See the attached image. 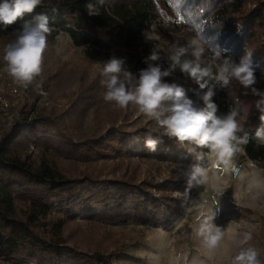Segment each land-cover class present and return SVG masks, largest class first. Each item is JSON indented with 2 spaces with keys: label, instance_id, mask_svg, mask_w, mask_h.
<instances>
[{
  "label": "rangeland",
  "instance_id": "374dc122",
  "mask_svg": "<svg viewBox=\"0 0 264 264\" xmlns=\"http://www.w3.org/2000/svg\"><path fill=\"white\" fill-rule=\"evenodd\" d=\"M256 1L249 0L245 7L252 10ZM15 34L0 32V67H4V48ZM140 36L159 52L165 65L170 64L168 56L174 44L196 42L204 47L201 64L211 66L213 72L219 68L213 58L220 56L217 51L209 53L182 19L171 24L160 16ZM103 65L99 50L75 46L70 36L62 33L56 43L48 42L42 71L13 108V120L0 112V140L19 120L45 116L64 129L60 131L68 133L73 143L92 147L76 149L77 154L66 153L56 148L57 140L49 145L38 144L27 136L30 129L20 128L9 151L12 157L32 160L35 165L43 162L65 176L91 175L117 185L111 189L118 198L94 203L82 214L77 212L78 207H70L69 216L63 218L66 245L93 258L96 264H231L239 251V239L251 233L252 239L244 247H254L264 260V162L248 157L243 145V151L235 153L227 164L214 155L196 159L205 167L207 178L203 184L193 181L189 185L185 173L192 164L152 154L142 145L139 151L120 148V137L124 135L142 136L145 130L162 135V130L134 105L120 109L104 101ZM181 75L177 69L170 83L179 85L184 81ZM215 92L217 114H225L223 94L219 87ZM199 97L191 99L203 106ZM170 139L183 152L190 153L188 149L195 148ZM22 206L19 201L17 208ZM59 209L61 215L58 211L57 216H62L64 211ZM212 215L224 238L215 250L209 251L197 233L204 219ZM26 253L22 251L21 255ZM23 256L17 260L0 257V264H35ZM47 261L85 264L77 257L61 258L57 263L48 256Z\"/></svg>",
  "mask_w": 264,
  "mask_h": 264
},
{
  "label": "trees",
  "instance_id": "16d2710c",
  "mask_svg": "<svg viewBox=\"0 0 264 264\" xmlns=\"http://www.w3.org/2000/svg\"><path fill=\"white\" fill-rule=\"evenodd\" d=\"M248 1L103 0L100 3L99 0H43L42 6L33 13L25 14L6 29L0 26V32H16L26 22L33 21L36 15L43 13L48 15L52 28L48 42L56 43L61 34L66 33L75 46L99 50L104 62L112 56L125 58L128 70L138 75L140 70L147 67L144 59L154 49L149 42L141 39L142 30L160 16L171 24L183 17L182 20L195 32L209 53H221L219 57L213 56L217 66L222 65L225 59L238 63L246 52H253L257 77L255 87L264 90V0H257L252 10L245 7ZM3 2L0 0V4ZM89 3L99 9L98 16L88 14L86 5ZM52 9L58 11L54 13ZM153 63L160 64L162 69L169 66L161 59ZM216 70L217 67L214 74ZM181 76L184 81L179 85L186 90L190 99L208 90H200L191 78L184 74ZM163 79L170 83V76ZM209 87L215 91L219 85L213 80L209 82ZM220 90L225 114L237 101L240 102L241 111L237 119L244 123V130L250 136V142L243 145L247 156L254 161L264 162V146L259 145L254 138L261 125L260 113L254 106L258 97L244 95V89L236 80H232L228 88ZM20 128L30 129L31 133L26 135L34 138L38 144L49 145L57 140L56 148L66 153L77 154L76 149L86 150L85 147L89 146L88 143H73L68 133L62 132L64 129L45 116L19 120L0 140V257L17 260L23 256L21 252L26 251L23 257L35 264H53L47 261L48 256H52L57 263L61 258L77 257L85 264H96L93 258L66 245L62 235L63 218L69 216L67 212L71 206L78 207L77 212L82 214L94 203L118 198L111 189V186L117 185L91 175L79 178L65 176L43 162L35 165L32 160L12 157L9 151ZM143 133L142 136L129 133L120 137L119 147L139 151L140 145L147 148L145 141L151 135L159 143L154 152L147 148L150 153L197 164L195 154L183 152L170 138L147 130ZM19 201L23 203L21 209L17 208ZM59 208L64 211L62 216Z\"/></svg>",
  "mask_w": 264,
  "mask_h": 264
},
{
  "label": "clouds",
  "instance_id": "9594fccd",
  "mask_svg": "<svg viewBox=\"0 0 264 264\" xmlns=\"http://www.w3.org/2000/svg\"><path fill=\"white\" fill-rule=\"evenodd\" d=\"M99 2L103 3V0ZM42 4L43 0H4L0 4V26L6 29ZM86 9L90 16L99 15V9L92 3L87 4ZM52 11L55 13L58 10ZM51 32L49 17L43 13L16 31L15 38L5 46L3 55L4 71L14 82L27 88L40 75ZM203 53L204 47L196 42L182 46L174 44L172 54L168 56L169 67L162 69L160 64L153 63L161 59L159 52L153 49L144 59L147 67L140 70L138 75L128 70L125 58L112 56L104 62L101 71V83L106 89L103 99L120 109L134 105L140 113L157 123L162 135L175 138L181 145L185 142L195 145L188 151L195 154L197 160L214 155L218 161L227 164L235 153L243 151L241 146L250 142V136L244 130V123L237 119L241 111L239 101L226 114H217L218 105L213 100L216 92L209 87V82L214 80L224 89L228 88L232 80H236L244 89V95L258 97L254 106L260 113L261 125L254 138L261 146H264V90L255 87L257 77L253 52H246L238 63L225 59L216 74L211 66L201 65ZM216 55L219 56L220 52L217 51ZM187 56L192 59L185 58ZM177 69L191 78L200 90L208 89L199 97L203 106H198L190 99L182 86L163 79ZM158 143L151 135L145 141L146 147L153 152ZM197 148L208 151L197 152ZM185 175L189 185L193 181L203 184L207 178L205 167L200 164L192 165ZM213 219L214 215L205 218L197 233L209 251L215 250L224 238L222 228L216 226ZM251 239V233L243 234L238 241L239 251L231 258V264H264L254 247H244Z\"/></svg>",
  "mask_w": 264,
  "mask_h": 264
},
{
  "label": "built area",
  "instance_id": "2783aa9c",
  "mask_svg": "<svg viewBox=\"0 0 264 264\" xmlns=\"http://www.w3.org/2000/svg\"><path fill=\"white\" fill-rule=\"evenodd\" d=\"M28 87L24 88L14 82L4 71V67H0V112L4 116L13 120V108L19 104Z\"/></svg>",
  "mask_w": 264,
  "mask_h": 264
},
{
  "label": "snow or ice",
  "instance_id": "6c2138e0",
  "mask_svg": "<svg viewBox=\"0 0 264 264\" xmlns=\"http://www.w3.org/2000/svg\"><path fill=\"white\" fill-rule=\"evenodd\" d=\"M181 19H183V17H181ZM179 22V21H178ZM202 30V29H201Z\"/></svg>",
  "mask_w": 264,
  "mask_h": 264
}]
</instances>
